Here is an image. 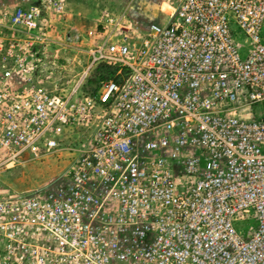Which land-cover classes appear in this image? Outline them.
I'll return each mask as SVG.
<instances>
[{"label":"built area","instance_id":"obj_1","mask_svg":"<svg viewBox=\"0 0 264 264\" xmlns=\"http://www.w3.org/2000/svg\"><path fill=\"white\" fill-rule=\"evenodd\" d=\"M65 2L0 0V168L69 160L0 197V264H264V116L242 112L264 103V0H181L141 33L106 14L56 92L43 19ZM100 63L116 71L92 94Z\"/></svg>","mask_w":264,"mask_h":264},{"label":"rangeland","instance_id":"obj_2","mask_svg":"<svg viewBox=\"0 0 264 264\" xmlns=\"http://www.w3.org/2000/svg\"><path fill=\"white\" fill-rule=\"evenodd\" d=\"M181 0H66L65 10L61 14L54 12L46 15L43 23L47 25L49 44L46 56L48 72L47 86L56 92L70 88L87 63L88 50L98 43L97 37L89 34L98 27L106 14L118 16L124 14L123 23L137 26L141 33L152 22H164L168 14ZM234 38L243 47L244 58L249 48L245 34L239 27L232 25ZM264 40V24L261 31ZM103 74L91 72V77ZM93 83L86 84L85 90L93 88ZM242 112H254L264 116V103L249 104ZM89 130L79 129L80 139L87 140ZM69 160L63 155H50L40 159H28L14 167L0 168V197L10 194L31 193L48 189L54 182L68 175ZM253 215V212L249 214ZM244 235L256 227L254 218L237 223Z\"/></svg>","mask_w":264,"mask_h":264},{"label":"trees","instance_id":"obj_3","mask_svg":"<svg viewBox=\"0 0 264 264\" xmlns=\"http://www.w3.org/2000/svg\"><path fill=\"white\" fill-rule=\"evenodd\" d=\"M116 71V68L113 67V66H109L107 64H104V63H100L98 64L94 70L92 71L93 72H102L104 73L103 74H100V75H97L95 77H91V75L88 77L87 79V83L86 84H90V83H93V88L90 89V90H86L92 94H94L97 90V87L99 86V83L102 79H107L108 77L112 76Z\"/></svg>","mask_w":264,"mask_h":264}]
</instances>
